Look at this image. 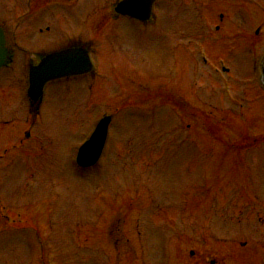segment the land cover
<instances>
[{
  "label": "rangeland",
  "instance_id": "rangeland-1",
  "mask_svg": "<svg viewBox=\"0 0 264 264\" xmlns=\"http://www.w3.org/2000/svg\"><path fill=\"white\" fill-rule=\"evenodd\" d=\"M27 1L0 0V22L27 23L30 31ZM188 1L159 0L146 26L118 21L112 32L101 31L90 46L97 74L52 85L28 141L0 157L1 203L41 233L0 228V264H42L51 252L55 264L264 262V92L256 83L264 67V0H200L209 2L206 29L181 32L184 15L199 17L187 11ZM46 3L39 2L40 19L52 8ZM81 31L88 40L97 33ZM53 34L45 39L60 37ZM26 35L16 34L19 44ZM36 42L22 41L30 52L47 47ZM11 49L15 62L1 72L0 86H16L8 104H18L8 113L0 105V118L12 125H0V156L26 131V55ZM201 53L210 65L201 63ZM164 89L175 97L171 104L186 94L193 108L181 115L156 98ZM112 113L105 161L82 172L77 147ZM252 137L258 148L250 147ZM134 146L153 155L138 161ZM187 191L203 204H185Z\"/></svg>",
  "mask_w": 264,
  "mask_h": 264
},
{
  "label": "water",
  "instance_id": "water-1",
  "mask_svg": "<svg viewBox=\"0 0 264 264\" xmlns=\"http://www.w3.org/2000/svg\"><path fill=\"white\" fill-rule=\"evenodd\" d=\"M154 0H127L122 2L117 9V12L129 15L133 18L146 20L149 17V7ZM5 40L2 31L0 30V68L6 60V49L4 48ZM87 64L84 58V52H67L64 54H57L50 56L44 60L39 67L32 70L31 80V97L36 100L39 97L40 90L47 82L63 78L69 75H79L86 73ZM100 126L98 133L93 137L92 141L88 143L82 152L81 161L83 165H92L96 156L99 153L101 143L103 140L102 129L105 123ZM94 152V154H92Z\"/></svg>",
  "mask_w": 264,
  "mask_h": 264
},
{
  "label": "flooded vegetation",
  "instance_id": "flooded-vegetation-1",
  "mask_svg": "<svg viewBox=\"0 0 264 264\" xmlns=\"http://www.w3.org/2000/svg\"><path fill=\"white\" fill-rule=\"evenodd\" d=\"M52 0H47V6L52 5V8L46 10L42 19L38 16L37 11L40 0H30V8H29V17L32 23L30 24L31 29H37L38 32L45 35L43 25L39 24L45 21V25L47 26L46 32L55 33V30L59 32L60 37L54 38L53 34L52 38H49L45 42L51 45H70L77 44L79 33H77L78 25H85L87 22L91 21V26L94 27L95 30H113V15L109 13L108 5L105 4L101 9L98 7V0H54L55 2H51ZM55 6V7H54ZM54 7V8H53ZM58 10V11H57ZM54 17V21L56 24L51 25L49 21L51 17ZM73 16L80 18V21H74L72 19ZM38 19L39 23H35L34 21ZM84 21L85 24L82 22ZM112 22V23H110ZM39 24V25H38ZM89 26V24H87ZM37 44H42L43 42H36ZM51 43V44H50Z\"/></svg>",
  "mask_w": 264,
  "mask_h": 264
}]
</instances>
